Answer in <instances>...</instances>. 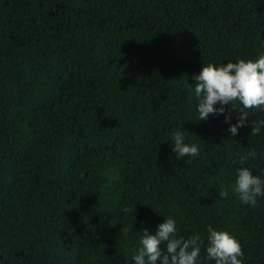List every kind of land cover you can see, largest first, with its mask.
<instances>
[{
    "label": "trees",
    "instance_id": "obj_1",
    "mask_svg": "<svg viewBox=\"0 0 264 264\" xmlns=\"http://www.w3.org/2000/svg\"><path fill=\"white\" fill-rule=\"evenodd\" d=\"M262 52L264 0H0V264H133L163 215L264 264V197L231 190L242 163L264 169V111L231 137L187 86ZM176 129L198 156L175 157Z\"/></svg>",
    "mask_w": 264,
    "mask_h": 264
},
{
    "label": "clouds",
    "instance_id": "obj_2",
    "mask_svg": "<svg viewBox=\"0 0 264 264\" xmlns=\"http://www.w3.org/2000/svg\"><path fill=\"white\" fill-rule=\"evenodd\" d=\"M193 79L194 85L187 86L195 99L197 121L206 120L210 115L223 116L231 137H235L241 127L247 126L249 109L264 111V52L254 58L204 62ZM251 125V129L258 132L264 121L257 122L259 126ZM170 136V147L177 159L198 156L199 146L187 142L183 131L176 129ZM231 190L241 204L255 206L257 198L264 197V169L254 174L242 163L235 170ZM227 195L228 189L221 187L218 190L219 197L226 198ZM205 228L206 243L199 233L187 237L179 235L174 216L163 215V221L155 226L154 231L144 227L136 232L138 246L132 253L131 261L133 264H202L200 253L203 243V264H243L242 247L234 233L211 224ZM124 231L126 233L127 229Z\"/></svg>",
    "mask_w": 264,
    "mask_h": 264
}]
</instances>
